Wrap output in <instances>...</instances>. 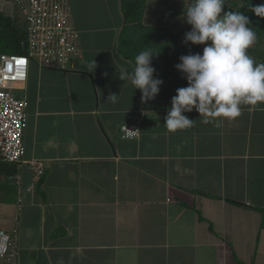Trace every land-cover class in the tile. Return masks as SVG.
<instances>
[{"label":"crops","instance_id":"1","mask_svg":"<svg viewBox=\"0 0 264 264\" xmlns=\"http://www.w3.org/2000/svg\"><path fill=\"white\" fill-rule=\"evenodd\" d=\"M185 5L71 0L80 35L71 70L33 62L15 86L28 104L25 154L14 178L0 177V199L16 185L18 264H255L264 246V104L244 105L220 126L196 111L185 114L191 128L171 133L164 124L176 90L187 86L179 57L203 51L183 42ZM148 48L159 53L153 66L164 83L144 104L119 75ZM248 54L264 63V38ZM125 124L139 136L124 139ZM34 161L44 164L41 178Z\"/></svg>","mask_w":264,"mask_h":264},{"label":"clouds","instance_id":"2","mask_svg":"<svg viewBox=\"0 0 264 264\" xmlns=\"http://www.w3.org/2000/svg\"><path fill=\"white\" fill-rule=\"evenodd\" d=\"M224 5L225 0H192L184 7L183 18L190 30L183 42L203 46V51L181 55L175 65L187 86L176 90L164 117L171 133L194 125L186 113L196 111L202 123L220 126L238 118L242 106L264 104V63H257L248 54L257 43V34L249 27L246 15L225 12ZM251 12L264 18V3L252 5ZM158 55L151 48L142 50L135 56L131 71L120 69L119 79L139 89L144 104L156 99L164 83L155 76L153 57ZM95 68L94 61L92 71ZM116 96L110 94L107 102L115 101Z\"/></svg>","mask_w":264,"mask_h":264},{"label":"built area","instance_id":"3","mask_svg":"<svg viewBox=\"0 0 264 264\" xmlns=\"http://www.w3.org/2000/svg\"><path fill=\"white\" fill-rule=\"evenodd\" d=\"M174 2L181 0H171ZM0 13L19 14L26 27L22 43L25 54L0 56V162L23 164V145L27 102L15 93V86L28 80L33 62L42 68L68 73L76 61L79 32L71 22L69 9L60 0H0ZM124 139H135L140 129L134 124L122 125ZM39 178L45 174L43 162H31ZM30 191V190H28ZM18 264L12 235L0 229V264Z\"/></svg>","mask_w":264,"mask_h":264},{"label":"trees","instance_id":"4","mask_svg":"<svg viewBox=\"0 0 264 264\" xmlns=\"http://www.w3.org/2000/svg\"><path fill=\"white\" fill-rule=\"evenodd\" d=\"M230 2L235 6L238 2L243 4L239 12H242L249 18V27L257 34L258 39L264 38V18L258 17L255 13L251 12L252 5L264 3V0H230ZM25 40L26 27L22 17L19 14L15 15V17H10L0 13V56L3 54H25L27 49L22 46ZM17 173V164L0 162V177H4L9 181L11 178H14ZM261 211L264 214V210Z\"/></svg>","mask_w":264,"mask_h":264},{"label":"rangeland","instance_id":"5","mask_svg":"<svg viewBox=\"0 0 264 264\" xmlns=\"http://www.w3.org/2000/svg\"><path fill=\"white\" fill-rule=\"evenodd\" d=\"M62 3H64L66 5V7L68 8V5L70 4L71 0H60ZM229 2V0H225V5H224V11L227 12L228 7H227V3ZM69 9V8H68ZM8 188V189H7ZM6 188V192H5V197L3 202H1L0 199V229L5 230H12L11 231V235H13V233L17 232V219L15 220L13 217L15 215V217L18 215V206L16 204V198H17V187L15 184H10L7 186ZM249 254V252H247ZM243 254V260L247 261V256L248 254ZM255 264H264V246H262V248L259 250V252H255ZM250 260H248V264ZM254 264V262L252 263Z\"/></svg>","mask_w":264,"mask_h":264}]
</instances>
